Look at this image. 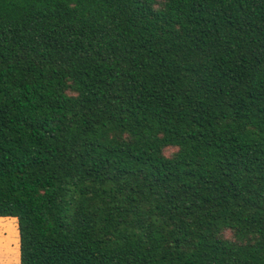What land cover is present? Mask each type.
<instances>
[{
    "label": "trees",
    "instance_id": "obj_1",
    "mask_svg": "<svg viewBox=\"0 0 264 264\" xmlns=\"http://www.w3.org/2000/svg\"><path fill=\"white\" fill-rule=\"evenodd\" d=\"M0 216L19 264H264V0H0Z\"/></svg>",
    "mask_w": 264,
    "mask_h": 264
},
{
    "label": "rangeland",
    "instance_id": "obj_2",
    "mask_svg": "<svg viewBox=\"0 0 264 264\" xmlns=\"http://www.w3.org/2000/svg\"><path fill=\"white\" fill-rule=\"evenodd\" d=\"M0 224V264H19V232L16 218L1 217ZM13 223L11 226L10 224ZM11 229V231H10ZM10 231V232H9Z\"/></svg>",
    "mask_w": 264,
    "mask_h": 264
},
{
    "label": "bare ground",
    "instance_id": "obj_3",
    "mask_svg": "<svg viewBox=\"0 0 264 264\" xmlns=\"http://www.w3.org/2000/svg\"><path fill=\"white\" fill-rule=\"evenodd\" d=\"M0 219H2V218H0ZM2 220H3V219H2ZM12 224H13V223H11L10 225L13 226ZM0 229H1V230H2V229H5V225L0 224ZM10 231H11V229H10ZM10 231H9V232H10Z\"/></svg>",
    "mask_w": 264,
    "mask_h": 264
},
{
    "label": "crops",
    "instance_id": "obj_4",
    "mask_svg": "<svg viewBox=\"0 0 264 264\" xmlns=\"http://www.w3.org/2000/svg\"><path fill=\"white\" fill-rule=\"evenodd\" d=\"M1 217H10V216H0V218H1ZM13 218H16V217H13ZM16 220H17V219H16Z\"/></svg>",
    "mask_w": 264,
    "mask_h": 264
}]
</instances>
